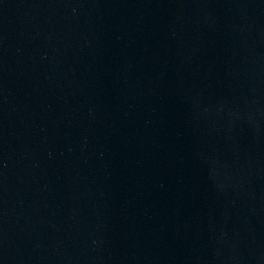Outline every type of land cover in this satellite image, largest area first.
Returning <instances> with one entry per match:
<instances>
[{"label": "water", "instance_id": "95a60500", "mask_svg": "<svg viewBox=\"0 0 264 264\" xmlns=\"http://www.w3.org/2000/svg\"><path fill=\"white\" fill-rule=\"evenodd\" d=\"M0 264H264V0H0Z\"/></svg>", "mask_w": 264, "mask_h": 264}]
</instances>
